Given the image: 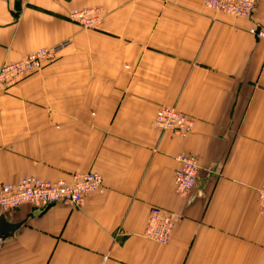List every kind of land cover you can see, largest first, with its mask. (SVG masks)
<instances>
[{"label": "crops", "instance_id": "crops-1", "mask_svg": "<svg viewBox=\"0 0 264 264\" xmlns=\"http://www.w3.org/2000/svg\"><path fill=\"white\" fill-rule=\"evenodd\" d=\"M93 10L98 30L70 18ZM264 0L251 18L203 0H0V66L68 46L0 93V186L27 176L102 177L82 206L23 205L4 215L0 264H264ZM175 107L184 138L153 117ZM197 158V183L174 192L176 157ZM152 208L175 220L171 241L144 238ZM1 218V215H0Z\"/></svg>", "mask_w": 264, "mask_h": 264}, {"label": "built area", "instance_id": "built-area-1", "mask_svg": "<svg viewBox=\"0 0 264 264\" xmlns=\"http://www.w3.org/2000/svg\"><path fill=\"white\" fill-rule=\"evenodd\" d=\"M177 1V0H172ZM255 0H205V6L216 12H223L233 16L246 17L253 13ZM73 11L70 18H80L81 21L90 22L96 16L93 10ZM86 13V14H84ZM72 21H76L73 19ZM264 39V31L255 33ZM64 45L55 48H43L30 53L24 59L3 64L0 67V91L19 82L21 79L35 74L42 67L52 62ZM154 126L161 132H167L174 137L184 138L191 134L194 122L187 114L172 107L160 108L154 117ZM178 169L174 174V192L179 198L186 196L197 183L199 164L195 156L181 153L176 157ZM102 191V177L93 172L74 174L69 182L58 180L49 182L33 176H27L16 184H2L0 186V215L4 216L23 205H31L38 209H46L56 204H66L79 208L85 198L94 192ZM261 213H264V187L260 191ZM174 226V220L168 212L150 209L146 226L145 238L165 244L169 241Z\"/></svg>", "mask_w": 264, "mask_h": 264}, {"label": "rangeland", "instance_id": "rangeland-1", "mask_svg": "<svg viewBox=\"0 0 264 264\" xmlns=\"http://www.w3.org/2000/svg\"><path fill=\"white\" fill-rule=\"evenodd\" d=\"M172 1V0H171ZM179 0H177V1H172V2H178ZM203 4H204V6H205V0H203ZM254 5L256 6V0H255V3H254ZM206 7V6H205ZM207 8V7H206ZM208 9V8H207ZM208 10H210V11H212V12H214V13H216V14H223V15H227V16H232V17H234V18H251L252 17V15H253V13L252 14H250V15H248V16H246V17H241V16H233V15H231V14H226V13H223V12H216V11H214V10H211V9H208ZM254 10H255V7H254ZM254 10H253V12H254ZM82 11H80L79 13H81ZM84 14H86V13H84ZM69 19H71V18H69ZM73 19H75L76 21H73V22H75L77 25H79L80 27H82L83 29H85V30H98L99 28H100V26L102 25V18L100 17V16H93L92 15V17L90 18V22H87V21H81V19L80 18H72V20ZM259 31H264V28H261V27H251L250 29H249V32H250V34H252L253 36H254V38H256L257 40H260V41H263L264 42V39L263 38H259L255 33L256 32H259ZM62 45H64V47H63V49H65L67 46H68V43L67 42H63V43H61ZM61 44H59V45H61ZM59 45H57V46H59ZM57 46H55V47H57ZM55 47H51V48H55ZM40 49H43V48H40ZM62 49V50H63ZM37 50H39V49H37ZM37 50H35V51H37ZM62 50L60 51V52H62ZM34 52V51H33ZM60 52H58V54L56 55V57H55V59L52 61V62H50V63H48L47 65H45L44 67H42V69H44L46 66H48V65H50V64H52L57 58H58V56H59V53ZM30 53H32V52H30ZM29 53V54H30ZM29 54H27L26 56H28ZM25 56V57H26ZM25 57H23L22 59H24ZM22 59H20V60H22ZM19 61V60H18ZM16 62V61H15ZM11 63H13V62H11ZM5 64H7V63H5ZM3 65V64H2ZM1 65V66H2ZM0 66V67H1ZM42 69H40V71H38V72H36L35 74H37V73H39V72H41L42 71ZM35 74H32V75H35ZM32 75H30V76H32ZM28 77V76H27ZM19 82H16L14 85H12L11 87H13V86H15L16 84H18ZM11 87H9V88H7L6 90H4V91H0V93H4V92H7L8 91V89H10ZM162 107H168V106H162ZM162 107H160V108H162ZM159 108V109H160ZM172 108H174V109H176L175 107H172ZM159 109H157L156 110V112L159 110ZM177 110V109H176ZM156 112H155V114H156ZM155 114H154V117H155ZM154 117H153V125H154ZM191 120L193 121V119L191 118ZM194 122V121H193ZM155 127V126H154ZM194 127V126H193ZM156 128V127H155ZM193 130V129H192ZM263 187H264V184L257 190V210H258V214L260 215V216H264V213L262 214L261 213V211H260V208H259V206H260V204H261V198H260V191L263 189ZM150 212V211H149ZM173 220H174V218H173ZM146 226V225H145ZM174 226H175V220H174ZM174 226H173V230H174ZM145 229V228H144ZM173 230H172V234H173ZM172 234H171V237H170V239H169V241H167L165 244H159V243H157V242H154V241H151V240H149V239H147V238H145V236H144V232H143V236H144V238L146 239V240H148V241H151V242H153V243H156V244H159V245H168L169 243H170V241H171V238H172Z\"/></svg>", "mask_w": 264, "mask_h": 264}, {"label": "water", "instance_id": "water-1", "mask_svg": "<svg viewBox=\"0 0 264 264\" xmlns=\"http://www.w3.org/2000/svg\"><path fill=\"white\" fill-rule=\"evenodd\" d=\"M7 224L5 223L4 221V216L2 215L1 218H0V229L4 231H6V229L12 231L14 229V227L16 226H6Z\"/></svg>", "mask_w": 264, "mask_h": 264}]
</instances>
